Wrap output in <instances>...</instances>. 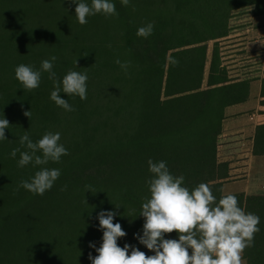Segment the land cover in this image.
Instances as JSON below:
<instances>
[{"label": "trees", "instance_id": "trees-1", "mask_svg": "<svg viewBox=\"0 0 264 264\" xmlns=\"http://www.w3.org/2000/svg\"><path fill=\"white\" fill-rule=\"evenodd\" d=\"M263 1L113 0L115 15L97 13L80 24L72 0H0V116L9 121L0 141V264H91L96 252L88 242L100 245L101 209L120 213L113 220L126 232L119 246L151 254L133 236L149 195V158L164 160L190 190L203 182L217 200L225 195L221 180L229 168L217 161V136L224 107L247 98L249 79L228 76L214 42L202 88L206 42L227 34L232 11L253 6L260 14ZM149 22L151 35L137 36ZM52 55L57 81L69 70L87 74L85 99L60 93L73 111L50 100L48 73L30 91L14 77L16 65L39 68ZM117 60L128 62L126 71ZM260 97L264 105V76ZM24 132L34 142L59 132L67 149L44 165L61 174L43 195L17 187L41 167H17L19 152L8 155L26 150L19 145ZM252 153L264 155V123L255 127ZM232 194L260 218L242 256L246 264H264V195ZM165 236L177 238L175 230Z\"/></svg>", "mask_w": 264, "mask_h": 264}, {"label": "clouds", "instance_id": "clouds-1", "mask_svg": "<svg viewBox=\"0 0 264 264\" xmlns=\"http://www.w3.org/2000/svg\"><path fill=\"white\" fill-rule=\"evenodd\" d=\"M77 22L87 23V17L97 13L105 16L115 15L113 0H72ZM121 5H128L130 0H120ZM153 31L151 22L139 27L137 36L148 37ZM56 56L52 55L41 61L39 68L32 65L18 64L14 67V77L26 90L39 87L41 73H48L54 87L49 98L65 111H73V106L60 95L86 98L87 74L76 70L67 71L57 81L53 64ZM76 63V60H75ZM123 70L128 62L116 61ZM175 63V60H172ZM28 116V112H25ZM9 121L0 116V141L6 138L5 129ZM20 147L12 148L8 155L16 158L17 167L32 164L38 167L28 179H21L18 188L22 187L36 195H43L60 176L59 168H48L49 161L59 162L67 149L60 142L59 132H45L35 142L27 132L19 136ZM39 153V154H37ZM148 171L152 174L147 180L149 195L144 198L138 212L143 224L134 238L151 254L146 255L135 245L117 244V238L126 235L119 221L113 222L120 213L101 209L97 213L98 225L102 230L99 247L88 242L96 255H89L91 264H241V256L246 247H251L253 234L259 231V216L245 212L238 205L237 197L227 193L217 200L211 187L199 183L191 190L183 183V175H173L164 160L147 161ZM173 230L177 238L166 237ZM131 249V250H129Z\"/></svg>", "mask_w": 264, "mask_h": 264}, {"label": "crops", "instance_id": "crops-1", "mask_svg": "<svg viewBox=\"0 0 264 264\" xmlns=\"http://www.w3.org/2000/svg\"><path fill=\"white\" fill-rule=\"evenodd\" d=\"M245 31L248 33L246 34ZM250 33V28L246 27L242 31L241 38H250ZM243 43L247 44L243 47H249L248 41H242ZM258 43L264 46L263 36H260ZM242 78L249 79L248 96L243 101L224 107L217 138L216 158L217 161L228 164L229 171L226 179H233L239 174L243 177L222 181L221 191L223 194L242 192L246 195H263L261 182L264 180V155L252 153L255 127L264 123V108L260 104L261 79L257 74Z\"/></svg>", "mask_w": 264, "mask_h": 264}, {"label": "rangeland", "instance_id": "rangeland-1", "mask_svg": "<svg viewBox=\"0 0 264 264\" xmlns=\"http://www.w3.org/2000/svg\"><path fill=\"white\" fill-rule=\"evenodd\" d=\"M263 7L264 1L259 9ZM256 12L257 10L254 9L253 6L235 9L228 18L227 34L206 42L202 88L207 86V74L214 42L216 43V47H218L220 66H224L230 78L238 79L247 77V75L250 77V75L257 74L261 79L264 76V46L258 43L260 36L264 37V12L260 14ZM249 24L250 26H248ZM246 27H249L251 32L250 38H248L249 40L247 38H241L243 35L242 31L245 30ZM245 33L247 34L248 32L245 31ZM242 41H248L249 47H243L247 44H242ZM262 108H264V105H262ZM235 176L234 178L238 179L243 177V175L240 176V174ZM233 179L224 178L221 182ZM261 188L264 195V180L261 182ZM241 264H246L243 256H241Z\"/></svg>", "mask_w": 264, "mask_h": 264}]
</instances>
